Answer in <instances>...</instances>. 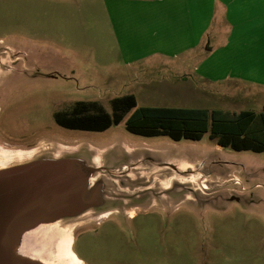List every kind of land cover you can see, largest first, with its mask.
Segmentation results:
<instances>
[{
    "label": "rangeland",
    "instance_id": "374dc122",
    "mask_svg": "<svg viewBox=\"0 0 264 264\" xmlns=\"http://www.w3.org/2000/svg\"><path fill=\"white\" fill-rule=\"evenodd\" d=\"M116 4L0 0V169L21 162L15 152L28 159L79 150L111 168V194L136 214L112 215L79 236L73 250L87 264H264V152L220 147L209 133L179 141L138 135L126 128L129 114L105 131L52 128L55 110L85 100L111 112V100L128 94L138 107L262 110L264 85L197 77L202 60L205 68L227 60L221 50L131 61L130 36L119 34L133 20L116 16ZM204 24L206 46L213 22ZM57 225L65 236L79 230L77 222ZM59 247L36 239L23 250L61 264Z\"/></svg>",
    "mask_w": 264,
    "mask_h": 264
},
{
    "label": "crops",
    "instance_id": "0c3cea01",
    "mask_svg": "<svg viewBox=\"0 0 264 264\" xmlns=\"http://www.w3.org/2000/svg\"><path fill=\"white\" fill-rule=\"evenodd\" d=\"M116 8V16L127 20L129 15L133 20L132 27L119 34L130 36L124 51L131 61L176 56L199 47L209 55L221 50L227 60L214 61L207 68L202 60L197 77L214 85L230 79L264 85V0H117ZM205 21L213 22L206 46ZM181 37L198 39L184 44Z\"/></svg>",
    "mask_w": 264,
    "mask_h": 264
},
{
    "label": "water",
    "instance_id": "95a60500",
    "mask_svg": "<svg viewBox=\"0 0 264 264\" xmlns=\"http://www.w3.org/2000/svg\"><path fill=\"white\" fill-rule=\"evenodd\" d=\"M77 152L38 154L0 169V264H53L24 254L25 233L117 198L105 178L111 168Z\"/></svg>",
    "mask_w": 264,
    "mask_h": 264
},
{
    "label": "trees",
    "instance_id": "16d2710c",
    "mask_svg": "<svg viewBox=\"0 0 264 264\" xmlns=\"http://www.w3.org/2000/svg\"><path fill=\"white\" fill-rule=\"evenodd\" d=\"M94 102H78V109L89 108ZM142 136L168 135L174 140H200L206 133L223 147L234 150L264 152V106L261 111L244 109L232 112L221 108L139 106L134 94L112 100V112L99 110L84 115L91 129L106 130L121 123ZM106 119L98 125L99 119Z\"/></svg>",
    "mask_w": 264,
    "mask_h": 264
},
{
    "label": "flooded vegetation",
    "instance_id": "af4514ba",
    "mask_svg": "<svg viewBox=\"0 0 264 264\" xmlns=\"http://www.w3.org/2000/svg\"><path fill=\"white\" fill-rule=\"evenodd\" d=\"M9 88H10L9 85L7 84V86H6L7 96H9L8 95ZM7 100H8V97L5 98L4 102H6ZM4 102H2V104ZM78 102H94L95 104L90 106L89 108L87 107L85 109H78L77 108ZM111 103H112V100H111ZM111 106H112V104H111ZM101 109L106 110L103 106V103H101L100 101H85V100L77 101L69 109L55 110L53 112L54 123H53L52 128L55 129L57 131V133L58 132L71 133L72 131H90V132L102 131L99 129H91L90 123H88L87 121H85L82 118L84 115H90L93 113H97ZM108 112H110V111H108ZM105 121H106V119L104 120V119L100 118L99 121L97 122V124L101 125V124L105 123ZM103 131H105V130H103ZM80 152H81V150H79V152H77V153H80ZM95 202H97V200ZM126 207L129 208L132 206H125L124 204H122V202L118 201V199L115 198L114 202H112L111 204H107L106 200L101 201L100 203H96L86 210L80 211L76 215L63 218V222H66V223L77 222L79 225V227H78L79 230L77 231L76 235L73 237V239H74L73 249L76 246V242H77V239L79 238V236L90 226H92L94 224H97V225L101 224V222L103 220L109 218L112 215H122V216H126V217H134V215L136 214V210H135L134 214H128L129 210H127ZM135 207H136V209L142 208V206H138V205H136ZM82 260L85 264H87L84 259H82Z\"/></svg>",
    "mask_w": 264,
    "mask_h": 264
},
{
    "label": "bare ground",
    "instance_id": "6f19581e",
    "mask_svg": "<svg viewBox=\"0 0 264 264\" xmlns=\"http://www.w3.org/2000/svg\"><path fill=\"white\" fill-rule=\"evenodd\" d=\"M15 154H17L16 157L19 158L21 161L25 160L23 156L18 155L21 154V152H15ZM12 160L13 159H10L7 162H12ZM36 239L41 241H53L54 243L60 242L59 254L63 262L61 264L83 263V260L73 250V237H71L70 235H63L61 228L57 224L42 225L35 231L25 233L22 239V247H24L25 250L28 249V247L33 242H35ZM45 261L48 262V260Z\"/></svg>",
    "mask_w": 264,
    "mask_h": 264
}]
</instances>
